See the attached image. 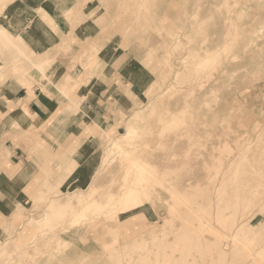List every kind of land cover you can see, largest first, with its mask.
<instances>
[{
	"label": "rangeland",
	"instance_id": "1",
	"mask_svg": "<svg viewBox=\"0 0 264 264\" xmlns=\"http://www.w3.org/2000/svg\"><path fill=\"white\" fill-rule=\"evenodd\" d=\"M9 1L10 0H0V2L7 3ZM121 1L123 2L121 3ZM131 1L132 4H130ZM133 1L134 0H110L111 9L107 11V9L105 8L106 6H103V4H105V0H18L13 6L11 17L8 14L9 12L7 11L5 13L6 16L4 15L0 18V23L9 30L8 31L7 29H4L6 36L11 37L14 35L15 38L17 36V39H19L20 37V39L16 42L20 43L19 47L22 50V54L20 55L19 52H15V55L12 53H5V55H1L0 53V67L2 68L0 73V84L5 83L9 79H12V77L17 79L20 83L24 84L25 76L21 74L28 72L26 73V76L32 79V81H34V83L39 86H42L40 85V79L45 77L44 81H47L48 84L52 85V88L49 90H52V92L54 91V95L57 94V100L66 103L68 98L73 100V97L75 96L77 98L76 101H78V94H86V90H88V87H90L88 86L90 85L89 82L91 81V79H93V77H95L94 75H96V71L94 72V68H98L100 71H104L107 75L113 73L114 81L119 82L121 80L122 83H117L119 84V90L123 95L129 94L127 102H131L137 109H143L152 99L155 100L158 94H160V92L165 89L167 85H169V80H173L171 78L172 73H169L167 75L165 74L166 71L164 72V70L167 69V64L168 62H170V59H173V61L175 62H179L180 57L187 55L188 51L192 50L191 64L193 65V68L195 67V69L194 71L189 73V75L186 73L184 74L183 80L186 81L183 82L186 85L188 84L189 79L191 81H194V83L199 79L205 81V78L210 76L209 74H212L213 71V75H217L221 70H228L229 66L234 63L239 67L236 73L237 75H233L231 76L233 78H230V75L234 72L228 71L224 73V71H221L225 75L222 74V84H219V87L216 91L220 107L222 103V107L219 111L220 123L216 127L219 130L214 127L217 134L212 135L211 133H209V128L211 127H208V123L201 124V119L203 121L205 119L209 121L211 118L202 117L200 118V120H197L195 122L199 124L198 126L203 129L208 127L207 129L209 130V132L207 131L204 134H201V136H199L201 139L198 137L197 139L194 138V140H192V138L190 141H188L187 138H182L183 142L185 143L183 144V146L186 149L184 152H180L181 156H179L180 154L178 153V155H176L177 157H175V159L177 158L176 160L181 161V164H173V167H171V169L166 166H158L157 168H154L152 165L148 166L153 171H156V174L160 178H163V175H170L174 179L178 177L184 179L183 174L186 173H189L192 177L194 176V178H192V182L195 188L184 190L181 189L184 194L182 195L180 201H189L192 206L194 205V207H196L195 205L198 204L201 211L199 212L201 219L198 218L197 220V213H195L193 209H191L190 204L188 206L187 204L185 205L178 202L179 204L177 205L175 200H172L173 198L170 199L171 192H166L167 196L165 198L163 195L165 193L163 185L159 184L155 186V188L164 193L162 195H159L160 200L159 198H157V200L155 201L156 204L148 203L143 208L145 209L143 213L148 219V222H146L144 228L145 230L149 229L151 227V224H149L151 221L156 222L158 220H164L165 218V220L167 219L169 221V224L171 223L170 226L168 224V226L166 227V238L174 240L175 232L179 233L178 230L180 231V233L182 232L184 234H186L187 230V234L191 233V230L196 231L195 233L197 235L200 234L198 232L202 230V222L207 223V221L212 218L213 221L217 222L216 224L219 227V230L224 233L226 231L228 232V230L225 231V229L227 228V226H230L228 224H231L232 220L234 219V217L236 218V216L237 218L240 217L238 219L236 218L238 220H236L237 222H239L241 218H245V222L249 221L250 224L254 225L255 227L257 225L264 226V194H262L264 193V140L259 138L258 133L264 128V0H252V2L251 0ZM37 7H43L44 10L48 12V15L56 17V22L60 30H58L59 32L55 31V33H59L57 36L49 35L45 37V34H43L42 31L45 30L46 26L49 27V23H47L44 19V21L39 20L41 17L37 18V20L40 21L38 23L37 21H32V18H34V15L36 13L38 16L40 14V12L38 13L37 11ZM73 8H75V11L73 10ZM78 9H82L83 11L80 10L79 12ZM61 10H63V14L65 11L67 12L66 17L59 16L60 13H62ZM119 13H123V15H120ZM17 14L19 18L24 17V20L17 21L16 19L13 21L12 19L16 18ZM117 16L120 19H118ZM33 22V25H35L36 28L38 27L37 29L28 27ZM107 23L108 27L105 26L107 25ZM40 29H42V34L40 33ZM178 31H188L189 33L193 31V37H191V39L188 41V38H185L184 34L180 33V39L178 41L176 38V34ZM75 32L80 33V38H76L72 35ZM93 32L96 33L95 38L91 39L90 37L94 34ZM72 36L74 37L73 39L71 38ZM46 39H48L47 41H53V43L47 45L45 41ZM77 39L80 40L77 41ZM19 41H21L23 44ZM247 45H249L250 47ZM208 47H212V49L216 50L213 53L209 54L210 60L206 63V61L203 60V57L205 56V50ZM239 49L245 50L238 52ZM46 50L47 53H45ZM30 51L31 55H38L39 53L44 52L45 54L43 53L44 56L42 57L49 56L48 58H53L54 61L52 60L53 63H49V67H46L45 69V67L43 68V65H39L44 61L42 59H39L42 61L38 60V57L41 55L40 54L38 57H36L37 65L29 63V57H32L30 54H28ZM125 52L128 54L126 55ZM16 55H18L21 62L20 60H15L14 57ZM99 56H101L104 61L101 62L98 59ZM230 58L234 61H232ZM57 61H59L63 65V68L66 63L69 65L68 69H66L67 73L65 72L66 75H64L63 77H58L57 75L51 77V75H49L48 78V71L50 73L51 70H54L53 68H55V63ZM125 61L128 62L130 68L123 67ZM105 62L108 64L106 67ZM21 63L23 65H26L24 70L23 68H21L20 70H18L17 68V65ZM90 70H92V73ZM199 75H201L202 78ZM66 76L69 77L67 82ZM100 81L101 82L99 86L97 85V83L99 82H97L93 87L97 91V95L102 88L107 86L106 82L102 80ZM26 83H31V80L27 81ZM184 83L183 85H185ZM108 84L111 85L110 82H108ZM130 87H132L133 89H130ZM195 88L197 89V92L201 89L203 90L204 87L199 88V86L196 85ZM132 90L133 93H127ZM106 96L107 99L110 98L111 100L116 102L115 98L117 95L107 94ZM171 98L174 97H166L165 100L169 101ZM80 101L81 100H79V103ZM163 102L164 103L162 104V106H160V110L158 109L160 113L167 111V108L169 107H165L166 103L165 101ZM73 103L78 104V102ZM86 103L87 102H83V106L76 109L68 106L70 108L68 111L70 113H75L79 109L86 111ZM115 106L116 105H111L109 108V115H113L111 117L115 119V125L111 126V122V125H108V127H103L102 123L99 122V127L94 125L93 127H89L94 128L92 130H89V128H87V132L94 134L96 137L97 141L94 145L95 149L87 152L88 158L82 157L79 159L81 163L85 162V164L83 166L81 165L82 167H75L76 169L74 168V172L69 170V167H71L69 165L70 161H67V159L65 160L62 156H60L63 154L62 150L56 151V146L50 147L49 145L39 141L29 149L30 157L31 155L34 156L35 160L38 162L37 164H48V172L47 175L44 176V181L41 184L39 182V184L37 183V186L40 185L41 189H39V191L35 190L33 192L30 201H27V203H23L22 205L18 204L15 208L11 207V210H17L15 211L16 214L11 215L7 218L6 221L0 224L2 225V227L0 228L1 247V242L9 240V243L5 246V252L0 251V264H137L135 261V257L134 260H131L133 258H130L129 254L126 253V255H124V252L120 251L119 246L117 247L114 245H110L108 247L107 243L109 242L106 241H111L115 238L111 234L110 236L109 234L107 235V233H104V231L102 230L103 224L107 221L106 217L96 219V221H94V227L90 225L91 223H89L87 226L82 227V229L77 232L74 230V233L72 232V236L68 239L69 244L62 245L60 247L61 249L59 248L60 250L58 248L53 249L54 253L52 252L51 254H47L45 244H43V241L41 240L43 238H40L39 236L41 233V229L36 226L29 227V225L26 224V221L30 217H41L45 206L51 198L56 196L60 197L64 194L72 192L74 189H86L91 182L94 174L96 173V171H98L99 166L102 163V157L103 159H108L110 157L109 159L111 161L112 168L119 167V160H117L116 158L113 159V154H115V151L111 149V147L109 146V141H107V137H104L101 132L103 128H106L105 130L109 131L112 136H116L120 133L125 132L127 126L126 120L129 117L128 115L130 114V109H132L133 107H131L126 113L123 112L117 119V115L115 116ZM158 111L157 113L159 114ZM186 113L189 112L187 111ZM158 114H155V118L159 123L153 116V119H149L150 121H145L146 123H144V127L149 126L150 128V125H163L160 124L161 121L157 118L159 117ZM185 117L188 121H186L185 123L183 122V120L182 125H180L181 121H175L170 125L167 124L169 122L166 121V126H170V129H167V133L170 134L171 132V134L168 137V134L165 132V135L161 138L162 143L161 146L159 144V148L156 146L158 144L155 145L152 142L150 144V139L156 138L154 135V138L151 135L152 137L144 136V138L141 137L139 139H136V144L139 147L136 151L131 147L129 150H132L133 153L138 154H147L149 153L148 151H150L149 155H157L156 157H161V155H163L162 151H164L162 149L169 148L175 143V140H173V131L176 130L177 127H184L185 124L192 123V121L190 122L191 119L189 118V115H186ZM177 122L180 126L176 125L178 124ZM204 125H206V127ZM174 126H176V128L172 130ZM69 128L70 126L68 125V129ZM177 131L178 130H176L175 132ZM202 135L203 137H205V139L202 137ZM196 140L199 142L197 143ZM164 141L166 142L165 144H163ZM147 143H149L150 145L145 146L148 145ZM166 144L168 147H166ZM188 144L192 146L189 145L188 147ZM246 144L247 148L245 147ZM45 146L47 147L48 151H46ZM145 147H150V150L147 151ZM160 147H162V149ZM155 148L157 151L158 149L160 150L158 151V153L160 152L159 154H157ZM188 148H190L191 150H189ZM72 151L73 150H71L70 153H72ZM168 152L170 155L173 153V151H169V149L165 153L167 154ZM227 152L229 154H227ZM81 154H83V152L80 150V155ZM170 155L169 157H171ZM202 155H204L205 157H202L200 161L199 158ZM60 159L64 160V165L58 164V161ZM172 169L173 175L172 173H169ZM207 177H209V179ZM236 180L238 182H241L238 183ZM234 182L237 184H235ZM44 183L49 186L48 190L46 191L45 189H43ZM214 184L216 187L214 186ZM223 184L224 186H222ZM212 187L216 188V190H213L215 194H213ZM208 190L212 192H209ZM247 190L249 191L247 193L248 195H243L247 192ZM237 194H241V198ZM128 195L130 194H127V196ZM230 196L233 198H231ZM231 199L233 202L239 199L237 202L241 203H238V205H236L237 203L234 205H230L231 203H233L232 201H230ZM167 201H169V203H172L173 205L175 204L174 208H169V204ZM226 205H228V209L225 210L224 207H226ZM232 206L234 208H232ZM89 208L92 209L93 206H90ZM221 208H223L224 210L220 211L223 216L220 217V213V215H215L214 210H220ZM261 208L263 209L261 210ZM90 209H87V211ZM171 209L175 210V212L177 211V214L174 212L175 216H173V213V215L170 213ZM227 210H229V213L227 212ZM252 210L253 212H251ZM232 211L234 215L232 214ZM140 212L142 211L138 209L129 214L123 215L122 220L134 214L141 215ZM212 212L214 214H212ZM189 216H191L194 220H191V217L189 218ZM209 216L211 218L208 219ZM224 216L227 217L224 219ZM178 217H181L182 220H180ZM206 217L207 221L205 220ZM216 217L218 220L216 219ZM168 218H171V221ZM220 218H223L224 221H226L227 219V221L231 223L227 221L224 223L223 219H221L220 221ZM172 222H174L175 224ZM182 222H187L186 224L190 223V226L188 227L185 223L183 224H185L187 227L183 226ZM181 224L182 226H180ZM197 224L199 225V227H197ZM59 225L60 224H58V226L54 227L53 229H58ZM220 226H223V228ZM171 227L173 228V230L171 229ZM181 228L182 230H180ZM203 231L206 233L205 229L202 230V232ZM134 233L137 234L140 232ZM103 234L104 236H102ZM113 235L116 237L115 234ZM128 235L129 234H126L124 232L117 233V237L123 242L130 238V236ZM192 235H194V233H192ZM207 235L209 236V234ZM257 236H259L260 239H258L259 237ZM225 237L226 235L223 236L224 242L228 240V238L226 239ZM236 238L232 240L234 241L233 244H235L234 248L231 245L224 244V246L228 248V250H225V264H235L238 259L242 258H240V254L236 253L237 249L244 247L246 248V246L250 244L251 241L257 242L263 240L264 232L255 234L252 240L251 238L249 239V234L247 233H242ZM28 243H34V246L32 245V248L34 249H31L29 254L24 253L19 256L17 245H20L21 247H27ZM31 244L29 245V247L31 246ZM43 250L45 251V253ZM33 252L35 254L31 255L33 254ZM261 254L262 257H259L263 258L264 260V252ZM112 255L114 257H112L114 262L111 261ZM41 256H43L44 258ZM30 258H33V260ZM16 259L18 261H16ZM116 259L119 260L116 261ZM217 263L218 260L214 264Z\"/></svg>",
	"mask_w": 264,
	"mask_h": 264
},
{
	"label": "bare ground",
	"instance_id": "2",
	"mask_svg": "<svg viewBox=\"0 0 264 264\" xmlns=\"http://www.w3.org/2000/svg\"><path fill=\"white\" fill-rule=\"evenodd\" d=\"M122 2L123 1H121V3ZM251 2H252V0H251ZM137 3H139V2H137ZM7 4H8L7 2H0V7L3 8ZM130 4H132V1H131ZM246 5H247V3H246ZM103 6H106L105 8L107 9V11H109L111 9L110 0H105V4H103ZM137 7H138V5H137ZM39 9H41V10H39ZM73 10L75 11V8H73ZM80 10L83 11L82 9H80ZM80 10H79V12H80ZM37 11H38V13L40 12L38 17H41V18L39 20H43L44 19L47 23H49L48 25H49L50 29L53 31V34L55 33V31H58L57 30L58 29V24L56 22V17H52V16L48 15V12H46V10H44L43 7H39L37 9ZM120 15H123V13L120 14ZM59 16L60 17L65 16L66 17L67 16V12L65 11L64 14H63V11H62V13H60ZM118 16H117V18H118ZM67 19H69V18H67ZM87 19H88V17H87ZM118 19H120V18H118ZM100 24H102V23H100ZM51 26H52V28H51ZM105 26L108 27V23ZM29 27H32V24L29 25ZM4 29H7V28L0 23V53H1V55H5V53H9V54L12 53V54L15 55L16 54L15 52H19L20 55H21L22 54V50L19 47L20 43L16 42V41H18L20 39V37H19V39H17V36L15 38L14 35L11 36V37L6 36L5 35L6 33H5ZM180 33H183L185 38L186 37L188 38V41L191 39V37H193V34H192L193 31H191L190 33L188 31L187 32L178 31L177 34H176V38H177L178 41L180 39ZM253 35H254V33H253ZM254 37H255V35H254ZM250 38H252V37H250ZM178 41H177V43H178ZM19 42H21V41H19ZM23 42H24V40H23ZM190 44H191V41H190ZM242 45H244V44H242ZM247 46H249V45H247ZM240 49L238 50V52L242 51V50H245V49H242V50H240ZM215 50L216 49H212V47L211 48H209V47L206 48L205 54H204L205 56L203 57V60L206 61V63L210 60V55L209 54L213 53ZM31 51L28 54L31 55ZM191 51L192 50H189L188 54L184 55L183 57L179 56L180 57V58L178 57L179 58V62H175V61H173V59L172 60L170 59V62H168V64H167V69H165L164 72L166 71L165 74H167V75L169 73H172V77L171 78L173 80L172 81L169 80V85H167L165 87V89H163L160 92V94H158V96L156 97L155 100L152 99L147 104V106L145 108L137 109V108H135V106H133V108L130 109L131 111H130V114L128 115L129 117L126 120L127 121V124H126L127 126H126L125 132L120 133V134H118L116 136H112V134H110L109 131L105 130L106 128L102 129L101 134L104 137H107V141H109V146L111 147V149L113 151H115L114 152L115 154H113V159L116 158L117 160H119V167L112 168L111 167V161L109 159L110 157L108 159L107 158L103 159V157H102V163L100 164L98 171H96V173L94 174L91 182L89 183V185H88V187L86 189H84V188L83 189H76V190L74 189V191L69 192L67 194H64V195H62L60 197L56 196V197L51 198L49 200V202L47 203V205L45 206V208L43 210V213L41 214V217L36 218V217L33 216L32 218L30 217L27 221L25 220L26 224H28L29 227L36 226V227L41 229V233H40L39 236H40V238H43L41 240L43 241V244H45V247H46L45 249H47V251H46L47 254H51L53 252V249H57V248L59 249L62 245L69 244V240L68 239L72 236L71 233L72 232L74 233V230L77 232V231L81 230L82 227L87 226L89 223H91L90 225H92L94 227V224H95L94 221H96V219H101L103 217L104 218L106 217L107 221L103 224L102 230L104 231V233L106 232L107 235L109 234V236H110V234H111L115 238L114 239L112 237L114 240L106 241V242H109V243H107L108 247L110 245H114V246H117V247L119 246L120 251L124 252L123 253L124 255L129 254L130 258H133L131 260H134V257H135V261H136L137 264H214L217 260H218L217 264H225V262H226V252H225V250H228V248H226L224 246V244L225 245H231L234 248L235 244H233L234 241H232V240H234L238 235H241L242 233H247V234H249V239L251 238V240H252V238H253V236L255 234L264 232V226L257 225L255 227L254 225H251L249 221L245 222V218L244 219L241 218L240 221L237 222L238 221L237 219L240 218V217L237 218V216H236L237 219L234 217V219L232 220L233 224L231 222L227 221V219H226L227 222L231 223V224L226 223V224L230 225V226H227V228L225 229V231L228 230V232L227 231L225 233L221 232L219 230V227L216 224L217 222L213 221L212 220L213 218L209 219V218H211L209 216L208 217V219H209L208 221L206 220L207 217L205 218L207 223L206 222H202V230L205 229L206 233L204 231L202 232V230L201 231L199 230L200 232H198V233H200V234L197 235L195 233L196 231L191 230L192 229L191 228L192 226H191L190 227L191 228L190 229L191 233L187 234L188 230L186 231V234H184L182 232L180 233L179 230H178L179 233L175 232V239L174 240L166 238L165 230H167L166 227L168 226L169 221L167 219L165 220V218H164V220L162 219V220H158L156 222L155 221L154 222L151 221L149 223V224H151V227L149 229H146V230L144 228L146 222H148V219L145 216V214L143 213V211H145V209H143V208L148 203L149 204H153V203L156 204L155 201L157 200V198L160 197L159 195H162L164 193V192L163 193L160 192L158 189L155 188V186H157L159 184L163 185V189L165 191V193L163 195H164L165 198L167 196L166 192H171L170 199L173 198L172 200H175L177 205L179 204L178 202H180L182 204H185V205L187 204L188 206L190 204L191 209H193V211L195 213H197V216H196L197 220H198V218L201 219L200 214H199V212H201V211H200V208H199L198 204H196L195 205L196 207H194V205L192 206L189 201H180L182 195L184 194L181 191V189L184 190V189H190V188L193 189V188H195L193 186V182H192V178H194V176L192 177L189 173H186V174H183L184 175L183 176L184 179L183 178L181 179V177L180 178L178 177V178L174 179L170 175H163V178H160L156 174V171H153L152 169H150L148 167L150 165H152L154 168H157L158 166H166L169 169H171V167H173L172 166L173 164L174 165L181 164L180 163L181 161L180 160H176L177 158L175 159V157H177L176 155H178V153L180 154V152H184L185 149H186L183 146V144H185L183 142L184 138H187L188 141H190L192 138H193L192 140H194V138L197 139L199 136H201V134H204L207 131L209 132V130L207 129L208 127H211V128H209L210 129L209 133H211L212 135H216L217 134V132H216L217 128L216 127L220 123L219 111H220V109L222 107V103H221V107H220V103H219V99H218V96L216 94V91H217V89L219 87V84L220 83L222 84V82H221L222 79H223L221 77L222 74H224L225 72H228V71L234 72L233 74L230 75V78H233L231 76H233V75L236 76L237 75L236 73H237L239 67L236 66L234 63H232L229 66L228 70L227 69L225 71L223 70L224 73H222L223 71L221 70L222 72L220 71L217 75H213L214 71H213L212 74H209L211 72L210 71L208 73L210 76L206 77L207 76L206 75L205 76L206 77L205 81L202 80V79L201 80L199 79V80H197V82L195 81V83H194V81H191L189 79V82L190 81L191 82L189 83L187 81L188 84L186 85L184 83L186 80L185 81L183 80L184 74L186 73V74L189 75V73H191L195 69V67L193 68V65L191 64ZM39 55H40V53L38 55H36V54L31 55L32 57L31 58L29 57L30 60H28V62L37 65L36 57H38ZM42 56H44L43 53L38 57V60L39 59L44 60L39 65L40 66L43 65V68L45 67V69H46V67L47 68L49 67L48 64L49 63L51 64L53 58H48L49 56L48 57L47 56L42 57ZM235 57H233V58H235ZM14 58H15V60H20L18 55H16ZM242 58H241V60H242ZM251 58H254V57H251ZM42 60H39V61H42ZM23 61H25V60H23ZM223 61H224V59H223ZM223 61H221V62H223ZM232 61H234V60H232ZM20 62H21V60H20ZM76 62H77V60H76ZM223 63H225V62H223ZM228 65H229V63H228ZM25 66L26 65H23L21 63V64L17 65V68H18V70H20L21 68H23V70H24ZM226 66H227V64H226ZM1 69L2 68L0 67V73H1ZM96 70L97 69L94 68V72ZM90 71L92 73V70H90ZM217 71H219V70H217ZM15 73H16V71H15ZM26 73H28V72H25L24 74L23 73L21 74V75L25 76L24 77V79H25L24 83H26L27 81L32 80V79H30V78H28L26 76ZM44 73H46V72H44ZM66 73H64V75H66ZM199 76L202 78L201 75H199ZM193 77H195V76H193ZM48 78H49V76H48ZM68 78L69 77L66 78V82H67ZM253 82H255V81H253ZM183 83L185 85H183ZM233 84H235V83H233ZM196 85H198L199 88L204 87L203 90L201 89V90L196 92V90H197L195 88ZM228 88H230V87H228ZM232 88H234V87H232ZM225 89H223V90H225ZM222 92H224V91H222ZM166 97H174V98H171L169 101H167V100H165ZM220 99H222V98H220ZM73 100H74L73 102H79V101H76L75 98ZM163 101H165V103L167 101V103L165 104V107H167V106H169V107L167 108V111L160 113V111H158V109L160 110V106H162V104L164 103ZM157 111L159 112V114L157 113ZM187 111L189 113H186ZM155 114L159 115V117H157V118L161 121L160 124H163V125H158L157 124L156 126L155 125L154 126L150 125V128H149V126L148 127H144L145 126L144 123H146L145 121H150L151 119H153L152 118L153 116L155 118V116H156ZM186 115H189V118L191 119V120L190 119L189 120H190V122L192 121V123H189V124L187 123V124H185L184 127L180 126V125L183 124V122L186 123V121H188L186 119V117H185ZM170 117H172V118H170ZM202 117H206V118L210 117L211 121L210 120L207 121L206 119L204 121L202 119L200 120V118H202ZM155 120H157V119L155 118ZM197 120H200L201 124H207L208 123L209 126L207 128L203 129V128L199 127L198 126L199 124H197L195 122ZM166 121L169 122V123H167L169 125L174 123L175 121H178V122L181 121L180 125H179L178 122H177L178 124H176V123L175 124L180 126V127H182V128L179 127L180 130H179L178 127H177L178 128L177 129L176 126H174L172 128V130H174L175 128H176V130H178L177 132H175L176 130H174L173 131L174 135L172 134L173 137H174L173 140H175V143L173 145H171V147H169V148H165V149L163 148L162 149V147H160L162 150H164V151H162L163 155H161V157H156L157 155H155V156L149 155L150 151H148V150H150L149 149L150 147H145V149H147V151L149 152V153H147L148 155L145 154V153L144 154L143 153L142 154L133 153L132 150H129L130 147H131V148L135 149V151H136L137 148L139 147L136 144V139H139L141 137L144 138V136H151V135L152 136L154 135L156 138H154V136H153L154 139H152V138L150 139L151 140L150 144H151V142L153 144H155V145L158 144L156 146L159 148V144L161 146V143H162V139L161 138L165 135V132L167 133V129L170 127V126L169 127L166 126ZM170 121H171V123H170ZM223 121H225V120H223ZM157 122H158V120H157ZM154 123H156V122H154ZM194 125H197V126H194ZM204 126L206 127V125H204ZM214 127L216 129H214ZM217 130H219V129H217ZM223 133H224V131H223ZM258 133H259V138L264 140V128ZM167 134H168V137H169L171 132H170V134L169 133H167ZM211 134H209V135H211ZM225 136H227V135H225ZM202 137H203V135H202ZM203 138L205 139V137H203ZM166 140H167V138H166ZM165 141L163 142V144H165L167 142V141L166 142ZM196 141H195V143H196ZM204 141H201V142H204ZM198 142L199 141H197V143ZM147 144L148 145H145V146H149L150 145L149 143H147ZM193 144H194V142H193ZM247 144L245 145L246 148H247ZM189 145L190 144H188V147H189ZM214 145H216V144H214ZM190 146H192V145H190ZM166 147H168L167 144H166ZM152 149H154V148H152ZM168 149H169V151H171V150L173 151V153L171 155L169 154V152L167 154L165 153L166 151H168ZM188 149L191 150L190 148H188ZM155 150H156V148H155ZM142 151H143V149H142ZM158 151H160V150L158 149ZM158 151H157V154L160 153V152L158 153ZM144 152H146V151H144ZM168 154L171 157H169ZM227 154H229V153L227 152ZM179 156H181V154ZM202 157L204 158L205 156L202 155L199 158L200 161H201ZM63 158L65 160L67 159V161L69 159L66 156H64ZM240 158H242V157H240ZM69 160H71V159H69ZM71 161H73V162L69 163V165L71 166V167H69V170L73 171L74 168L76 167L75 165H77L78 162L76 160H71ZM64 163H65L64 160L60 159L58 161L59 165H61V164L64 165ZM254 166H256V165H254ZM254 168H256V167H254ZM174 170H175V168H174ZM257 171H259V170H257ZM167 172H168V170H167ZM172 172H173V169L169 173H172ZM172 175H173V173H172ZM245 175H246V173H245ZM238 176H239V174H238ZM207 178L209 179V177H207ZM234 180H235V178H234ZM210 181H211V179H210ZM239 182H241V181H239ZM207 183H209V182H207ZM235 184H237V183H235ZM214 186H215V184H214ZM222 186H224V184ZM48 188H49V186L44 183L43 184V189H45V191H46V190H48ZM214 189L216 190V188H213L212 191ZM212 191H209V192H212ZM220 191H221V189H220ZM244 192H246V191H244ZM248 192L249 191L247 190V192L245 194H243V195H245V196L248 195L247 194ZM262 192H260V193H262ZM127 194H130V195L127 196ZM213 194H215L214 191H213ZM262 194H264V193H262ZM240 195L241 194H239L238 196L240 197ZM225 196H227V195H225ZM200 197H201V195H200ZM211 197H212V195H211ZM231 198H233V197H231ZM204 199H206V198H204ZM159 200H160V198H159ZM238 200L239 199H237L235 202H233L232 199H231L230 201H232L233 203H231L230 205H232V204L234 205L236 203H237L236 205H238V203H239V202H237ZM167 202L169 204V208H174L175 204L173 205L172 203H169V201H167ZM173 203H174V201H173ZM228 205H226V207H224L225 210L228 209L227 208ZM90 206L91 207L93 206V208L90 209L89 208ZM235 207H238V206H235ZM232 208H234V207L232 206ZM259 208H260V206H259ZM263 208H261V210ZM87 209H90V210L87 211ZM138 209L142 211V212H140L141 215L139 214L140 216L137 215V214H134V215L129 216L128 218L122 220V216L123 215L129 214V213H131V212H133L135 210H138ZM222 210H223V208H221L220 210H214L215 211V215H218L220 213V211H222ZM170 211H171L170 213L171 214L173 213L174 215L173 214L172 215L175 216V213L177 211L175 212V210H173V209H171ZM228 211L229 210H227V212ZM230 211H231V209H230ZM227 212H224V213H227ZM235 212H236V209H235ZM251 212H253V210ZM14 214H16V213H14ZM212 214H214V213L212 212ZM232 214H233V211H232ZM205 215H208V214H205ZM209 215H211V214H209ZM251 215H252V213H251ZM221 216H223V214H221L220 217ZM242 216H244V215H242ZM190 217L191 216H189V218ZM217 217H216V219H217ZM226 217L224 216L223 218L225 219ZM178 218L180 220H182L181 217H178ZM223 218H220V221ZM224 219H223V221H224ZM230 219H231V217H230ZM169 220L171 221V218ZM191 220H194V219L191 217ZM234 220L235 221L237 220V221L235 222ZM226 221H224V223ZM172 223H174V222H172ZM183 223H185V222H182V224ZM58 224H60L59 228L58 229H56V228L53 229L54 227H57ZM170 224H169V226H170ZM182 224L180 226H182ZM185 224H183V226H186V225L188 227L190 226L189 225L190 223L186 224V225ZM197 227H199V225ZM220 227L223 228V226H220ZM171 229L173 230L172 227H171ZM180 230H182V228ZM184 230H186V229H184ZM120 232H124L126 234H129L128 236H130V238H128L125 242L121 241V239H119L117 237V233H120ZM134 232H140V233L135 234ZM192 233H194V235H192ZM113 234H115L116 237ZM207 234H209V236ZM172 235H173V232H172ZM224 235H226V237H225L226 239L228 238V240H226L225 242L223 240V236ZM102 236H104V234ZM257 237H259V236H257ZM258 239H260V237ZM94 240H95V238H94ZM8 243H9V240L1 242V244H2V247L0 245V247H1L0 251L1 252L2 251L5 252V250H6L5 246ZM30 244L28 243L27 247L26 246L21 247L20 245H17L18 246L19 256H21L24 253H28L29 254L30 250L34 249V248H32V245L34 243L31 244V246L29 247ZM67 248H68V246H67ZM263 252H264V238H263V240H260V241H257V242H252L251 241V243L248 244L246 246V248L244 247V248H238L237 249L236 253L240 254L241 255L240 258L241 257L242 258L238 259L235 264H264L263 258L259 257V256L262 255L261 253H263ZM44 253H45V251H44ZM34 254L35 253L33 252V254H31V255H34ZM41 257H43V256H41ZM112 257H113V255L111 256V261H113V258H114V257L113 258ZM109 258H110V256H109ZM30 259L33 260V258H30ZM118 260L116 259V261H118ZM16 261H18V260L16 259ZM44 261H45V259H44ZM115 264H117V263H115Z\"/></svg>",
	"mask_w": 264,
	"mask_h": 264
},
{
	"label": "crops",
	"instance_id": "3",
	"mask_svg": "<svg viewBox=\"0 0 264 264\" xmlns=\"http://www.w3.org/2000/svg\"><path fill=\"white\" fill-rule=\"evenodd\" d=\"M17 1L10 0L5 7H0V18L7 11L11 17V11ZM21 18L17 14L16 18L12 20H24V17ZM37 18L39 17L36 13L32 21L40 22ZM33 24L34 22L32 27H30L32 29L36 28ZM57 30H59V26ZM41 31L42 29H40V33ZM42 32L45 37L59 34H53V31L47 26ZM79 34V32H75L72 35L80 38ZM95 34L91 35L90 38L93 39ZM73 36L71 37L72 39L74 38ZM47 40H45L47 45L53 43V41ZM79 40L77 39V41ZM98 59L101 62L104 61L101 56ZM107 65L106 63L105 67ZM68 66L66 63L63 68V65L57 61L55 68H53L54 70H51L50 73L48 71L47 76L50 74L51 77L56 75L63 77ZM123 67L130 68L126 61ZM95 74V77L89 82L90 85L88 86L90 87L86 90V94H78L79 100H81L78 104H74L73 100L69 98L66 103L57 100V94L54 95L55 92L53 91V93L52 90H49L52 85L44 81L45 79L43 78L40 79V85L42 86L36 85L32 80L31 83L22 84L13 77L0 84V224L17 211L16 209L11 210V207L15 208L18 204L27 203V201H30L33 192L41 189L40 185L37 186V183L41 184L44 181V176L48 172V164H37L35 157L32 155L30 157L29 149L36 142H43L50 147L56 146V151L62 150L63 154L60 156H66L71 160L75 159L78 162L76 168L82 167L85 162L81 163L79 159L82 157L88 158L87 152L95 149L94 145L97 141L94 134L87 132V128L94 125L99 127V122L102 123L103 127H108L111 122V126L115 125V119L111 117L113 115H109L111 105H116L115 116L117 115V119L123 112L126 113L133 107L131 102H127L129 94L123 95L119 90L118 83H122V81H114L113 73L107 75L104 71L102 72L97 68ZM99 79L106 82L107 86L102 88L97 95V91L93 87L97 82H99L97 83L99 86L101 82ZM130 89L133 88L130 87ZM131 92L133 93V90L127 93ZM107 94L117 95L115 98L116 102L110 98L107 99ZM74 98L77 99L75 96ZM83 102H87L85 105L86 111L81 109L75 113L68 111L70 109L68 106L73 109L80 108L83 106ZM68 125L71 129H68ZM92 129L94 128H89V130ZM71 150L74 152L70 153ZM80 150L83 152L81 155ZM46 151H48L47 147ZM71 160L69 161L72 162ZM1 227L2 225H0Z\"/></svg>",
	"mask_w": 264,
	"mask_h": 264
}]
</instances>
